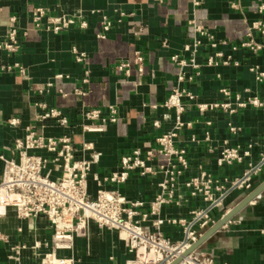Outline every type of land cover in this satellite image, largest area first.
I'll return each instance as SVG.
<instances>
[{
    "label": "crops",
    "instance_id": "obj_1",
    "mask_svg": "<svg viewBox=\"0 0 264 264\" xmlns=\"http://www.w3.org/2000/svg\"><path fill=\"white\" fill-rule=\"evenodd\" d=\"M262 1L239 0V8L235 9L230 0H205L199 7H195L192 0H0V40L5 38L13 15L20 31L28 30L27 36L20 35L19 53L10 56L0 50V65L17 60L27 69L26 75L18 69L0 70V153L12 155L7 146L23 135L26 125L36 123L33 108L36 88L47 82L52 85L44 91L43 99L65 112L72 121L70 128L48 125L47 133L68 132L80 141L84 137L80 126L84 108L106 109L112 104L118 107L119 120L110 124L107 131L85 134L94 140L95 150L101 153L99 161L93 165L94 171L108 173L116 169L119 157L136 145L154 147L155 136L172 128L175 112L160 105L155 109L150 104L162 103L176 83L181 69L171 55L188 56L183 48L194 38L191 20L208 25L217 39L226 43H219L216 49H201L197 56L200 66L184 68L188 79L183 86L208 101L225 100L219 89L226 85L243 99L250 95L264 97V80L258 81L249 70L251 65L264 68V49L252 52L233 48L246 35L248 21L255 18L253 11ZM38 5L45 7L49 15L81 14L88 26H74L59 33L47 30L44 22L37 28L32 20ZM104 18L111 22L108 30L102 27ZM100 33L105 36L99 37ZM74 47L87 53L86 60H75ZM137 49L146 57L142 76L138 75L134 63ZM216 50L231 55L239 65L207 64V57ZM122 60L130 63V75L115 68ZM87 69L93 80L84 85L85 94L78 97L74 88L81 84ZM57 73H63L64 77L56 78ZM134 82L140 83L135 85ZM60 89L64 95L59 93ZM9 117L19 118L20 124L10 125ZM207 119L213 123L208 125ZM155 120L161 122V128L152 126ZM185 120L193 124L180 131L177 144L188 152L187 177L203 169L228 188L249 168L261 165L252 174L249 187L229 190L222 201L209 210L211 221L200 230L201 237L264 183V163L261 164L264 107L248 105L231 115L220 108L202 113L192 105L185 113ZM229 122L239 128L236 133L230 131ZM224 142L245 147L252 144L250 154L240 162L219 166L216 157ZM158 158L167 162L161 155ZM2 165L0 160V173ZM158 182L157 177L132 175L118 188L132 199L149 202L160 189ZM185 198L180 204H166L162 215L191 219L193 209L205 208L208 204L200 197ZM144 225L153 229L150 220L144 221ZM263 228L264 190L195 250L211 256L217 264H264V235L260 232ZM163 229L175 241L184 238L181 225L165 223ZM0 232L7 235V239L0 237V264H41V255L51 248L53 229L45 217L21 219L9 209L0 218ZM22 245L24 247L16 251L15 247ZM73 257L74 264H125L131 253L123 241L91 223L88 235L75 239Z\"/></svg>",
    "mask_w": 264,
    "mask_h": 264
},
{
    "label": "built area",
    "instance_id": "obj_2",
    "mask_svg": "<svg viewBox=\"0 0 264 264\" xmlns=\"http://www.w3.org/2000/svg\"><path fill=\"white\" fill-rule=\"evenodd\" d=\"M204 1L192 0L195 7L201 6ZM230 5L238 9L239 0H230ZM253 12L255 18L248 21V31L240 42L233 46L234 49H247L252 52L264 49V1L260 2ZM32 21L37 28L42 27L43 22L46 23L45 28L54 33L74 26H88V21L81 14L49 15L42 5L35 6ZM190 23L194 29V38L185 43L183 48L188 56L179 53L171 55V59L181 69L176 83L162 103L150 104L155 109L160 105L175 112L172 128L155 136L154 147L141 144L123 153L119 157L117 168L108 173L93 170V165L99 161L101 153L95 150L94 140L87 138L85 134L107 131L110 124L119 120L118 107L112 104L106 109L84 108L80 123L84 137L77 141L68 132H46L48 125L70 128L72 121L65 112L43 99L44 91L52 82L36 88L37 98L33 102L36 123L26 125L23 135L14 138L7 146L12 155L0 153L3 164L0 173V218L12 209L21 219L45 217L49 221L53 229L51 248L41 255L42 264H74L75 239L86 237L91 223L125 243L131 253L125 264H171L177 258H181L177 264H217L214 258L203 252L186 251L199 239L200 230L209 226V210L219 204L229 190L249 187L252 174L258 171L261 165L249 168L241 177L234 179L228 188L203 169H200L198 174L187 177L190 170L188 152L185 147L178 146L177 138L184 127L193 124L191 120H185V113L192 105L202 113H210L220 108L233 115L239 108L248 105L264 107V97L250 95L243 99L240 93L233 94L231 88L226 85L219 89L226 97L225 100L208 101L183 86V82L188 79L184 68L200 66L197 62L200 50L216 49L219 43H226L225 40L219 41L214 30L208 25L195 20ZM110 25L111 22L104 18L103 29L108 30ZM21 34L27 36L28 30L21 32L17 18L13 15L10 17L5 38L0 40V50L10 56L19 53ZM98 36L105 35L100 33ZM72 51L76 61L86 60L85 51L75 47ZM220 62L239 65V61L220 50H216L206 59L209 65ZM134 63L138 75H144L146 57L140 49L135 51ZM129 67L130 63L126 60L119 61L115 66L116 69L125 71L126 75H130ZM14 69H18L23 75L27 73L26 67L17 60L0 65L1 71ZM249 70L258 81L264 80V68L251 65ZM55 77L62 78L64 74L57 73ZM92 80L91 71L87 69L81 84L74 88V93L78 97L83 96L84 85ZM139 83L134 82L135 85ZM59 93L65 94L63 89H60ZM7 123L16 126L20 124V119L9 117ZM206 123L211 125L213 122L207 119ZM152 126L161 128V122L155 120ZM229 128L232 133L239 129L232 122H229ZM192 139L194 140L195 136ZM251 147L252 144L245 147L224 142L218 149L217 164L222 166L240 162L245 155L250 154ZM158 155L165 157L167 162H161ZM263 163L264 157L261 161V164ZM132 175L159 179L160 189L149 202L132 199L118 188ZM185 196L200 197L208 204L205 208L193 209L190 212L191 219L162 215L166 204H180L186 199ZM146 220L151 221L153 229L144 225ZM165 223L181 225L184 228V238L175 241L167 236L163 229ZM260 232L264 235V228ZM0 237L7 239V235L1 232ZM21 247L24 245L15 247L16 251Z\"/></svg>",
    "mask_w": 264,
    "mask_h": 264
},
{
    "label": "water",
    "instance_id": "obj_3",
    "mask_svg": "<svg viewBox=\"0 0 264 264\" xmlns=\"http://www.w3.org/2000/svg\"><path fill=\"white\" fill-rule=\"evenodd\" d=\"M264 190V183L257 187L252 193H250L245 199H243L238 205H236L231 211L225 214L220 221L213 225L204 235H202L191 247L186 251L189 253L195 250L203 241H205L211 234L217 231L221 226H223L228 220H230L234 214H236L244 205L254 199L258 194ZM181 258H177L171 264H177Z\"/></svg>",
    "mask_w": 264,
    "mask_h": 264
},
{
    "label": "bare ground",
    "instance_id": "obj_4",
    "mask_svg": "<svg viewBox=\"0 0 264 264\" xmlns=\"http://www.w3.org/2000/svg\"><path fill=\"white\" fill-rule=\"evenodd\" d=\"M42 264V263H41Z\"/></svg>",
    "mask_w": 264,
    "mask_h": 264
}]
</instances>
